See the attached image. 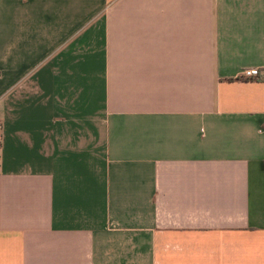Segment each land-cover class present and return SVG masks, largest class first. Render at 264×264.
<instances>
[{"label": "crops", "instance_id": "0c3cea01", "mask_svg": "<svg viewBox=\"0 0 264 264\" xmlns=\"http://www.w3.org/2000/svg\"><path fill=\"white\" fill-rule=\"evenodd\" d=\"M263 71L264 0H0V264H264Z\"/></svg>", "mask_w": 264, "mask_h": 264}, {"label": "built area", "instance_id": "2783aa9c", "mask_svg": "<svg viewBox=\"0 0 264 264\" xmlns=\"http://www.w3.org/2000/svg\"><path fill=\"white\" fill-rule=\"evenodd\" d=\"M242 76L244 78H253V77L256 78L260 76V71L257 68L245 69L242 71ZM263 77H264V71H263ZM0 130H1V125H0Z\"/></svg>", "mask_w": 264, "mask_h": 264}]
</instances>
